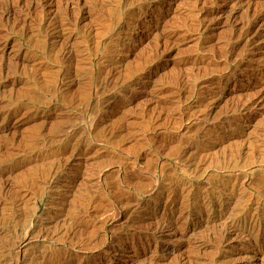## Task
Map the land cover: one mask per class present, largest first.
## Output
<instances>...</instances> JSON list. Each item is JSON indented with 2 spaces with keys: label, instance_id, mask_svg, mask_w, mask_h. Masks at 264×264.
Returning <instances> with one entry per match:
<instances>
[{
  "label": "rangeland",
  "instance_id": "obj_1",
  "mask_svg": "<svg viewBox=\"0 0 264 264\" xmlns=\"http://www.w3.org/2000/svg\"><path fill=\"white\" fill-rule=\"evenodd\" d=\"M0 264H264V0H0Z\"/></svg>",
  "mask_w": 264,
  "mask_h": 264
}]
</instances>
